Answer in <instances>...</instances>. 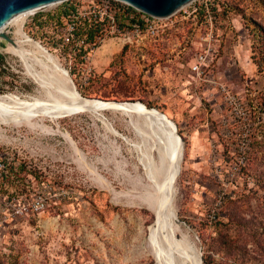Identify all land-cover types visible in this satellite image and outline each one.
Instances as JSON below:
<instances>
[{
	"label": "rangeland",
	"instance_id": "374dc122",
	"mask_svg": "<svg viewBox=\"0 0 264 264\" xmlns=\"http://www.w3.org/2000/svg\"><path fill=\"white\" fill-rule=\"evenodd\" d=\"M92 1L103 3L66 0L32 11L21 28L68 70L65 16ZM82 15L69 22L88 27L93 21ZM160 23L157 34L131 42L106 23L87 78L69 77L82 97L140 101L176 125L183 158L173 205L181 250L193 248L200 264H264V0H192ZM17 29L12 23L3 31L18 41ZM26 44L28 64L55 86L49 64ZM12 48L0 38V95L39 96ZM201 53L205 78L191 69ZM222 88L241 107L233 108ZM67 112L0 124V158L9 169L0 183V217L11 196L46 203L38 214L0 220V264H184L181 251L159 255L147 242L153 214L136 196L139 158L152 138L144 141L142 118L110 109Z\"/></svg>",
	"mask_w": 264,
	"mask_h": 264
},
{
	"label": "bare ground",
	"instance_id": "6f19581e",
	"mask_svg": "<svg viewBox=\"0 0 264 264\" xmlns=\"http://www.w3.org/2000/svg\"><path fill=\"white\" fill-rule=\"evenodd\" d=\"M30 12L32 11L13 17L7 24H18L17 34L20 38L14 46L12 45L11 50L22 60L24 59L27 65V74L38 84L41 94L39 96L31 95L24 99L13 93L0 95V124L28 122L41 114H47L54 118L61 111H69L67 114L72 113L71 111L78 108L79 105H87L94 112L110 109L141 117L144 127L149 133V135L142 133L144 141L147 142L149 137L152 138L150 143H144L145 147L141 158H139L143 178L139 179L140 190L136 196L138 203L148 208L153 214V220L147 227V242L159 255L170 254L173 251L175 253L178 250L183 253L181 258L184 264H200V258H197L193 248L185 247V250L179 248L181 243L177 240L174 226L176 221L173 205L174 185L180 171L183 146L174 133L172 120L164 112L156 108H149L140 101L124 106H109L108 103L103 102L106 100L77 95L68 80L66 69L39 42L28 37L22 30L20 19ZM21 43L31 44L44 57V65L45 63L49 64L55 74V86L51 87L53 83L47 85L44 82L47 80L46 77L42 80L41 73L39 74L32 64H28L29 51L22 48ZM48 77L53 78V76ZM50 80L55 81L54 79ZM114 133L123 137L119 132Z\"/></svg>",
	"mask_w": 264,
	"mask_h": 264
},
{
	"label": "built area",
	"instance_id": "2783aa9c",
	"mask_svg": "<svg viewBox=\"0 0 264 264\" xmlns=\"http://www.w3.org/2000/svg\"><path fill=\"white\" fill-rule=\"evenodd\" d=\"M81 8L84 10L87 9V11L83 12ZM86 12L88 22H91V20L93 21L88 24V27L78 29L74 23L69 22L70 16L78 17L82 14V16H86ZM53 14L54 13H52V15ZM65 18H67V26L62 33L61 43L66 49V55L70 57L67 63V72L80 75L81 80L83 78L86 79V76L90 72V68L86 65L90 53L96 49L99 43L105 40V36L101 34V31L106 23L114 27L112 34L118 35L125 42H131L132 38L140 37L143 34L151 36L157 34L161 26L160 21L164 19L146 14L121 0H103L101 5L95 4L92 1V3L88 4L86 7L74 5ZM85 22H87V19H85ZM91 30L95 31L92 38H90L88 34ZM71 56L74 58H71ZM75 58L78 59L76 62ZM206 59V53L197 55L191 67L193 72L197 75H204V78L206 77L204 67ZM205 81L215 85V82L211 79H205ZM222 89L226 92L224 88ZM225 100L233 106V108L241 107V102L227 92ZM242 115H245L244 110L242 111ZM6 158L8 160L12 159L9 157ZM8 175L9 169L7 163L4 159L0 158V183H3ZM0 197H2L1 193ZM45 206L46 203L40 196L31 199H27L24 196H11L7 198L4 203L5 209L2 211L0 220L6 222L19 217L38 214Z\"/></svg>",
	"mask_w": 264,
	"mask_h": 264
},
{
	"label": "water",
	"instance_id": "95a60500",
	"mask_svg": "<svg viewBox=\"0 0 264 264\" xmlns=\"http://www.w3.org/2000/svg\"><path fill=\"white\" fill-rule=\"evenodd\" d=\"M66 0H0V38L9 42L11 45H15L16 41L11 38L6 32L3 31L4 26L15 16L35 11L46 6L53 5L55 3L63 2ZM132 7L149 14L157 18H166L175 13L179 8L186 5L192 0H121ZM68 80L70 81L74 91L77 95L80 93L76 90L73 81L69 77L67 70H65ZM109 104V106H124L125 104H133V101H116L106 100L103 101ZM90 111L87 105H79L78 108L73 109L71 112ZM163 115V114H161ZM174 126V133L177 135L180 142L181 137L177 133L176 125L171 121Z\"/></svg>",
	"mask_w": 264,
	"mask_h": 264
},
{
	"label": "trees",
	"instance_id": "16d2710c",
	"mask_svg": "<svg viewBox=\"0 0 264 264\" xmlns=\"http://www.w3.org/2000/svg\"><path fill=\"white\" fill-rule=\"evenodd\" d=\"M72 7H73V6H71V8H72ZM64 11H66V13H67V8H65ZM94 32H95L94 30H91V31L88 33L90 38H92ZM2 61H3V57H2V55H1V53H0V64L2 63Z\"/></svg>",
	"mask_w": 264,
	"mask_h": 264
}]
</instances>
